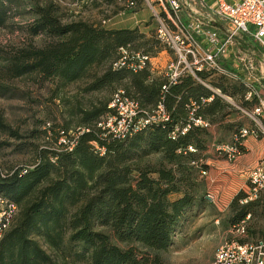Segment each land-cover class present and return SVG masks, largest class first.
<instances>
[{
    "label": "trees",
    "instance_id": "obj_1",
    "mask_svg": "<svg viewBox=\"0 0 264 264\" xmlns=\"http://www.w3.org/2000/svg\"><path fill=\"white\" fill-rule=\"evenodd\" d=\"M17 1L0 0V27ZM29 12L34 20L28 31L44 39L39 47L17 49L6 57L4 79L51 82L56 91L79 82L85 83V93L123 91L142 113H151L162 104L169 121L115 140L99 127L111 112L112 98L91 103L75 112L78 131L71 151L60 144L62 138L71 137L67 126L58 131L48 126L44 135L52 134L54 147L38 150L32 168L9 174L0 170V213L10 205L15 208L1 232L0 264H146L147 253L171 250L192 213L210 205L200 194L195 174L207 171L204 153L211 144L245 153L246 139L239 132L243 125L225 122L235 111L191 76L164 92L165 79L149 62L141 70L128 68L136 62L135 54L151 59L160 52L155 32L147 37L136 29L62 23L53 4H33ZM121 60L126 66L114 70L113 65ZM198 78L227 93L222 77L198 74ZM7 87L0 85V97L9 92ZM244 92L240 87L229 94L242 99ZM190 119L210 126L222 124L229 142L222 141V132L214 137ZM187 124L185 134L171 135ZM7 131L19 137L0 118V132ZM151 158L156 159L153 164L148 163ZM245 193L239 191L232 198L225 220L234 232L249 216L242 243L264 237V194L242 203Z\"/></svg>",
    "mask_w": 264,
    "mask_h": 264
},
{
    "label": "rangeland",
    "instance_id": "obj_2",
    "mask_svg": "<svg viewBox=\"0 0 264 264\" xmlns=\"http://www.w3.org/2000/svg\"><path fill=\"white\" fill-rule=\"evenodd\" d=\"M33 4H53L57 7V15L62 23L82 21L110 30L136 29L139 34L147 37L156 30L152 11H157L158 7L154 2L150 4L138 0L135 7L128 8L127 0H85L82 3L76 0H18L15 7H11L5 25L0 27V85L8 86L9 90L5 96L0 97V118L19 136L11 137L9 131L0 132V170L3 174H9L14 169L32 168L38 150L54 147L52 134L48 138L44 135L48 126H53L55 131L67 126L68 135L75 134L79 118L75 112L79 108H87L91 103L110 101L113 96V93L106 90L85 93V83L81 82L56 91V85L51 82L38 84L28 77L10 80L2 77L3 67L7 65L4 62L6 57L12 56L17 49L39 47L42 44V36H31L28 31L34 20L29 14ZM157 49L160 52L151 58V63L164 72L173 55L164 46ZM249 49L258 55L255 48ZM232 64V60L224 62L228 69ZM257 67L258 73L264 78V64L258 63ZM222 86L227 91H220L226 105L231 107L229 102H234L235 105L243 106L241 95L229 94L231 89L241 87L238 83L223 78ZM55 93L57 96L54 98ZM232 109L235 113L225 122L251 126L249 120L241 118L238 110ZM222 136L225 144L229 142L230 135L227 132H222ZM204 157L207 175L195 176L200 185V194L205 196L210 205L192 213L181 233L176 235L171 250L158 254L147 253L146 264H212L218 247L234 237V232L225 221L228 205L239 191L246 190L250 170L241 168L245 159L237 158L230 163L212 144ZM149 161L153 164L156 159L151 158Z\"/></svg>",
    "mask_w": 264,
    "mask_h": 264
},
{
    "label": "built area",
    "instance_id": "obj_3",
    "mask_svg": "<svg viewBox=\"0 0 264 264\" xmlns=\"http://www.w3.org/2000/svg\"><path fill=\"white\" fill-rule=\"evenodd\" d=\"M156 3L158 10L153 12L156 25L155 35L159 43L172 55L166 70L162 73L165 85L162 91L177 84L180 79L191 76L199 84L210 88L209 83L198 78V74L210 77H222L238 83L245 92L242 102L250 107L238 106L229 102L238 110L241 118L251 122V126H242V138H264V78L258 73V63L264 59L250 51V47L258 48L264 55V0H143ZM138 0H127V7L133 8ZM122 54L125 55L122 50ZM135 63L128 64L133 71L141 70L150 58L135 54ZM232 60L228 69L224 62ZM125 61L113 65L114 70L124 68ZM213 93L222 97L220 91ZM224 98V97H223ZM231 100L229 97H227ZM225 100L226 97L224 98ZM211 101V99L207 100ZM228 101V100H227ZM108 109L111 111L99 123L107 136L115 140H124L132 134L145 129L149 125L163 124L169 121L162 104L151 113H142L136 102L125 96L123 91L113 95ZM194 126L207 127L200 119H190ZM189 125L175 128L176 133L185 134ZM77 134L70 138H62L67 151L75 146ZM190 151H193L189 148ZM228 162H234L242 156L240 152L228 145H217ZM26 169H23L25 172ZM207 175L201 171V177ZM246 198L242 203L255 200L264 194V155L249 171ZM6 212L0 213L1 232L8 224V218L15 208L8 206ZM249 220V216L245 221ZM245 221L240 223L234 237L218 247L212 264H264V237L256 241H245Z\"/></svg>",
    "mask_w": 264,
    "mask_h": 264
},
{
    "label": "crops",
    "instance_id": "obj_4",
    "mask_svg": "<svg viewBox=\"0 0 264 264\" xmlns=\"http://www.w3.org/2000/svg\"><path fill=\"white\" fill-rule=\"evenodd\" d=\"M255 49L257 50L258 56H260L261 58L264 59V55L262 54V51L259 50L258 48H255ZM228 62H230V60L226 61V63H228ZM150 64H151V68L154 72H157L159 75H162L163 72L159 71L157 67H154L153 64L151 63V60H150ZM209 86H210V88H207L206 86H204V87H206L208 90H210L213 93V89H215V88H213V86H211L210 84H209ZM215 95H217V94H215ZM218 97L220 99H222V97H220V96H218ZM206 125H207V123H206ZM218 125L219 126L207 125V127H205V128L208 129V131H210L211 134L215 137L216 135H219L221 132H223L221 130L222 124H218ZM243 126H245V125H243ZM244 148H245V153L242 156H240L239 158L242 157V159H245L242 163L241 168H242V170L244 169L245 171H248V170H251L257 164V162L262 158V156L264 155V138H261V139L247 138L244 141Z\"/></svg>",
    "mask_w": 264,
    "mask_h": 264
}]
</instances>
